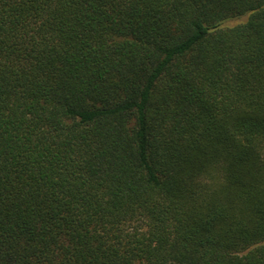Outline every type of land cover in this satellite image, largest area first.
Here are the masks:
<instances>
[{"label":"trees","instance_id":"16d2710c","mask_svg":"<svg viewBox=\"0 0 264 264\" xmlns=\"http://www.w3.org/2000/svg\"><path fill=\"white\" fill-rule=\"evenodd\" d=\"M0 264H264V0H0Z\"/></svg>","mask_w":264,"mask_h":264},{"label":"rangeland","instance_id":"374dc122","mask_svg":"<svg viewBox=\"0 0 264 264\" xmlns=\"http://www.w3.org/2000/svg\"><path fill=\"white\" fill-rule=\"evenodd\" d=\"M239 21H240V19H239V20H233V21H231V22H228L227 24H228V25H232V24L237 23V22H239Z\"/></svg>","mask_w":264,"mask_h":264}]
</instances>
